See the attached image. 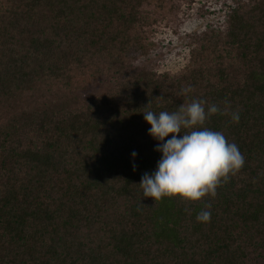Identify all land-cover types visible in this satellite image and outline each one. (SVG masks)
I'll return each mask as SVG.
<instances>
[{"label": "trees", "instance_id": "obj_1", "mask_svg": "<svg viewBox=\"0 0 264 264\" xmlns=\"http://www.w3.org/2000/svg\"><path fill=\"white\" fill-rule=\"evenodd\" d=\"M193 99L245 165L155 203L143 107ZM0 264H264V0H0Z\"/></svg>", "mask_w": 264, "mask_h": 264}, {"label": "clouds", "instance_id": "obj_2", "mask_svg": "<svg viewBox=\"0 0 264 264\" xmlns=\"http://www.w3.org/2000/svg\"><path fill=\"white\" fill-rule=\"evenodd\" d=\"M193 90L191 86L182 88L180 95ZM224 103L226 107L222 109L218 104L193 99L175 111L159 113L151 110V101L143 107L144 119L151 125L149 135L160 142L156 151L162 153L156 170L145 172L139 183L144 198H154L156 203L164 197L191 202L209 195L215 197L218 187L244 167L245 157L238 146L229 142L223 132L204 126L216 114L230 115L232 122L239 123V112L229 113L228 102ZM136 155L132 153L133 157ZM142 206L145 205L141 203ZM209 209L211 203L198 213V222H210Z\"/></svg>", "mask_w": 264, "mask_h": 264}, {"label": "rangeland", "instance_id": "obj_3", "mask_svg": "<svg viewBox=\"0 0 264 264\" xmlns=\"http://www.w3.org/2000/svg\"><path fill=\"white\" fill-rule=\"evenodd\" d=\"M201 25H202V22L197 23L196 21L192 20V21L185 22V24L181 27V30L182 29L183 30L184 29H187V31H189V32L190 31H193L195 29H198V28H199L198 30H200ZM184 32L181 31V34H182L181 35V38H182L181 41L179 40V37L178 36H176V35L174 36V38H176L175 39V42H176V45L175 46H178V47L181 46V48H182L183 44L187 41V38H185ZM170 63H173V62L171 61Z\"/></svg>", "mask_w": 264, "mask_h": 264}]
</instances>
